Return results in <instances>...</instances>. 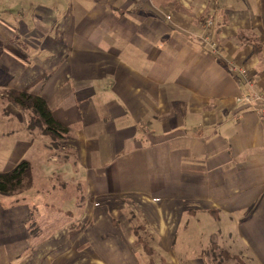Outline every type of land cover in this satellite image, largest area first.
Masks as SVG:
<instances>
[{
	"label": "crops",
	"instance_id": "1",
	"mask_svg": "<svg viewBox=\"0 0 264 264\" xmlns=\"http://www.w3.org/2000/svg\"><path fill=\"white\" fill-rule=\"evenodd\" d=\"M237 67L264 93V0H0V88L45 98L89 188L41 235V190L0 194L5 263L208 264L175 245L209 235L264 264V119L237 101Z\"/></svg>",
	"mask_w": 264,
	"mask_h": 264
},
{
	"label": "rangeland",
	"instance_id": "2",
	"mask_svg": "<svg viewBox=\"0 0 264 264\" xmlns=\"http://www.w3.org/2000/svg\"><path fill=\"white\" fill-rule=\"evenodd\" d=\"M5 76L6 77L0 75V82L10 77L6 74ZM9 93V90L0 88V171L11 169L14 166L13 164L20 161L19 158L25 153L23 155L24 159L30 161L32 167L33 186L37 188L36 191L41 190V193L36 192L35 195H33V201H37L36 197L40 196V201L42 197V200L50 209L46 217L33 220V222H35L33 225L34 230H38L41 227V235L43 233L48 234L55 232L59 229V226L61 228H68L70 227L68 225L73 223V219H77L82 215L84 210L82 199L88 197L87 192L89 189L85 179L83 180V178L80 177V164L76 160L77 157L73 154L74 150L67 144V135L57 139L51 135L45 134L40 127L34 126L30 128L28 124L25 125L22 123V117L24 119L27 117L26 119L28 123H30L31 113L29 111L20 116L16 113V109H14L13 117L9 119L8 117H10V114L7 108L11 102L8 99ZM19 112L24 113L22 110ZM53 158H57L59 162L54 161ZM47 160L50 161L48 162ZM124 181H126V179H124ZM33 190L27 189V191ZM72 191L76 192L78 196H74ZM30 204H32V202ZM30 204L28 205L30 206ZM125 211L127 214L130 213L129 209ZM129 216L131 218V214H129ZM132 222L134 223L135 220ZM136 222L137 224L134 230L137 231V234L134 233V235L140 237L141 242L146 248H150L149 244H153V249L157 250L158 248L155 246L156 243L154 240L152 241V234L142 230L141 226H139L140 224H145L138 220H136ZM113 226H115V223L105 225V229L111 235H116V230ZM121 226L118 227L120 230ZM111 229L112 232L110 231ZM120 230L118 231L120 232ZM181 234H183V232H181ZM212 241L213 236L211 237L209 235H206L205 238L200 237V241L197 239V236L189 235L186 241L185 238L181 236L175 245V249L179 255H194L196 252H199V250H202V248H205L208 264H214L216 260L227 264L230 262H233L232 264H252L249 258L238 256L230 249H228L231 253L230 257L221 256L218 252L221 248L227 250V247H221L217 250L214 247V243H217V241ZM146 248H144L146 253L152 256L153 254H151V251L148 252ZM2 255H6L5 252L0 254V264L5 263L4 257L1 258ZM151 258L158 260V258L154 256Z\"/></svg>",
	"mask_w": 264,
	"mask_h": 264
},
{
	"label": "trees",
	"instance_id": "3",
	"mask_svg": "<svg viewBox=\"0 0 264 264\" xmlns=\"http://www.w3.org/2000/svg\"><path fill=\"white\" fill-rule=\"evenodd\" d=\"M8 99L24 112H30V128L37 126L45 134L54 138H63L69 129L54 116L47 101L42 96L28 91H9ZM33 186L30 161L23 159L11 169L0 171V194L15 195L31 189ZM147 245V244H146ZM227 255L230 256L227 251Z\"/></svg>",
	"mask_w": 264,
	"mask_h": 264
},
{
	"label": "built area",
	"instance_id": "4",
	"mask_svg": "<svg viewBox=\"0 0 264 264\" xmlns=\"http://www.w3.org/2000/svg\"><path fill=\"white\" fill-rule=\"evenodd\" d=\"M211 20H209V25ZM207 40V37H206ZM213 48L215 44H212ZM236 71L241 73V75L247 80L248 88L247 91L237 97V101L249 109L255 111L259 114L261 118L264 119V93L258 92L254 89L252 81L247 79L248 70L245 67H237Z\"/></svg>",
	"mask_w": 264,
	"mask_h": 264
}]
</instances>
